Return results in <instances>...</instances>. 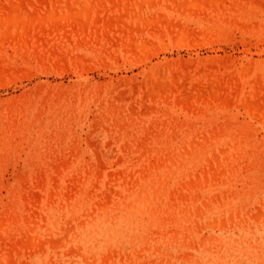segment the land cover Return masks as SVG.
I'll return each mask as SVG.
<instances>
[{
  "label": "rangeland",
  "instance_id": "374dc122",
  "mask_svg": "<svg viewBox=\"0 0 264 264\" xmlns=\"http://www.w3.org/2000/svg\"><path fill=\"white\" fill-rule=\"evenodd\" d=\"M191 2L0 0L2 264H264V0Z\"/></svg>",
  "mask_w": 264,
  "mask_h": 264
},
{
  "label": "bare ground",
  "instance_id": "6f19581e",
  "mask_svg": "<svg viewBox=\"0 0 264 264\" xmlns=\"http://www.w3.org/2000/svg\"><path fill=\"white\" fill-rule=\"evenodd\" d=\"M211 1L212 0H192V4L193 5H195L196 3H198V4H205V6L206 5H208L209 3H211ZM219 1V0H218ZM151 2H152V0H151ZM213 2H215V0H213ZM222 2V1H221ZM220 3V2H219ZM221 4V3H220ZM236 4V3H235ZM212 5H213V3H212ZM211 5V6H212ZM195 6H197V5H195ZM209 6V5H208ZM222 6V5H221ZM217 7H220V5L218 6V4H217ZM220 9H221V7H220ZM224 11V10H223ZM82 13L84 14V15H87V12L86 11H82ZM234 14H236V13H234ZM222 15V14H221ZM237 15V14H236ZM236 15H233L231 18L233 19V20H235L236 22H237V17H238V15L236 16ZM225 17L227 16V15H224ZM242 16V15H241ZM240 16V17H241ZM245 16V15H244ZM222 17V16H221ZM4 20L5 21H8V22H11V21H18L19 19L18 18H11L10 17V15H5L4 16ZM226 20V19H225ZM87 21H88V19H87V17H86V19H84V20H82V18H81V13L80 12H72V11H65V12H62V13H60V14H56V13H52V12H49V13H47V14H43L42 16H41V19H39V22H49L50 24H54V25H56L57 27H59L60 28V25H62V24H66V23H68V22H76V24L78 25L77 27H79V28H81V27H84L86 24H87ZM243 21V20H242ZM243 23V22H242ZM242 23L240 24V25H242ZM238 24V25H239ZM246 28V27H245ZM258 28V27H257ZM8 29L7 28H5L4 29V31H3V34L4 33H6V31H7ZM249 65V64H248ZM247 69V68H246ZM246 74V73H245ZM208 80H210V79H208ZM212 80V79H211ZM176 81V80H175ZM161 82H159V83H156V86L153 88V90L155 91V93H154V91L152 90V92L154 93V94H161V96H162V93H163V91L165 90V88H163V87H165V86H163V84H160ZM211 85H212V82H209ZM166 85V84H165ZM222 85V84H221ZM163 86V87H162ZM167 87V86H166ZM208 87L209 88H211L209 85H208ZM214 87H216V85L214 86ZM217 87H218V85H217ZM177 89V88H176ZM150 91V90H149ZM213 91L211 90V93H212ZM214 92H215V90H214ZM214 92H213V95H214ZM217 92V91H216ZM151 93V92H150ZM153 93H151V94H153ZM202 93H205V92H202ZM187 95H188V93H187ZM216 95V94H215ZM58 97V96H57ZM154 97V96H153ZM157 97H159V96H157ZM187 97V96H186ZM192 97V96H191ZM190 97V98H191ZM205 97V96H204ZM54 98V97H53ZM163 98V97H162ZM57 99V98H56ZM55 98H54V100H56ZM59 99V98H58ZM61 99V98H60ZM59 99V100H60ZM188 99V98H187ZM187 99H186V101H187ZM193 99V98H192ZM62 100V99H61ZM65 100V99H64ZM189 100V99H188ZM197 100V99H196ZM47 101V100H46ZM50 101V100H49ZM57 101V100H56ZM69 101V100H68ZM194 101V100H193ZM198 101V100H197ZM62 102V101H61ZM184 102H185V100H184ZM5 103V102H4ZM42 103V102H41ZM56 103V102H55ZM57 103H58V101H57ZM67 103V102H66ZM8 104V103H7ZM59 105H60V103H58ZM2 105V104H1ZM9 105V104H8ZM47 105V104H46ZM62 105V104H61ZM64 105V104H63ZM69 105V104H68ZM12 106H14V108H15V105H12ZM12 106H9V107H11L12 108ZM30 106V105H29ZM56 106V105H55ZM8 107V108H9ZM28 107V106H27ZM26 107V108H27ZM36 107V106H35ZM39 107V106H38ZM6 108H7V106H6ZM17 108V107H16ZM13 109V108H12ZM11 109V110H12ZM21 109V108H20ZM23 109H25V107L23 108ZM23 109H22V112H23ZM30 109V108H29ZM162 109V108H161ZM1 110V109H0ZM5 110V109H4ZM9 110V109H8ZM15 110V109H14ZM25 110H27V109H25ZM54 110V109H53ZM153 110V109H152ZM18 111V110H17ZM28 111V110H27ZM103 111V110H102ZM109 111V110H108ZM115 111V110H114ZM11 112V111H10ZM21 112V113H22ZM25 112V111H24ZM29 112V111H28ZM55 112V111H54ZM58 112V111H57ZM116 112V111H115ZM120 112V111H119ZM14 113V112H13ZM19 113V112H18ZM31 113V112H30ZM1 114V113H0ZM34 114H35V112H34ZM64 114V113H63ZM111 114V113H110ZM115 114V113H114ZM4 115V114H3ZM10 115V114H9ZM16 115V114H15ZM20 116V115H19ZM26 116V115H25ZM25 116H24V118H25ZM39 116V115H38ZM59 116V115H58ZM70 116V115H69ZM4 117V116H3ZM6 117V116H5ZM11 117V121H13V120H15V118H12V116H10ZM14 117V116H13ZM16 117V116H15ZM18 117V116H17ZM60 117V116H59ZM110 117V116H109ZM165 117V116H164ZM22 118V117H21ZM26 118H29V117H26ZM37 118V117H36ZM44 118V117H43ZM56 118V117H55ZM188 118V117H187ZM13 119V120H12ZM32 119V118H31ZM33 119H35V118H33ZM41 119V118H40ZM39 119V120H40ZM59 119V118H58ZM61 119V118H60ZM102 119V118H101ZM112 119H113V117H112ZM135 119V118H134ZM18 120V119H17ZM22 120H23V118H22ZM36 120V119H35ZM55 120V119H54ZM64 120V119H63ZM187 120V119H186ZM23 121H25V120H23ZM29 121V120H28ZM51 121H53V120H51ZM66 121V120H65ZM173 121V120H172ZM5 122V121H4ZM26 122V121H25ZM34 122V121H33ZM58 122H59V120H58ZM113 122H114V120H113ZM116 122V121H115ZM162 122V121H161ZM14 123V122H13ZM18 123V122H17ZM19 123H21V122H19ZM32 123V122H31ZM51 123V122H50ZM166 123V122H165ZM185 123V122H184ZM12 123H10L9 125H11ZM23 124V123H22ZM36 124V123H35ZM41 124H42V120H41ZM74 124V123H73ZM108 124V123H107ZM131 124V123H130ZM20 125V124H19ZM30 125V124H29ZM44 125V124H43ZM48 125V124H47ZM59 125H60V123H59ZM63 125V124H62ZM135 125V124H134ZM209 125V124H208ZM8 126V125H7ZM13 126V125H12ZM31 126V125H30ZM36 126V125H35ZM113 126V125H112ZM179 126V125H178ZM203 126V125H202ZM5 127V126H4ZM17 127V126H16ZM21 127V126H20ZM24 127V126H23ZM27 127V126H26ZM45 127V126H44ZM43 127V128H44ZM149 127V126H148ZM1 128V127H0ZM6 128H8V127H6ZM25 128V127H24ZM46 128V127H45ZM54 128V127H53ZM183 128V127H182ZM2 129V128H1ZM11 128H9V130H10ZM15 129V128H14ZM28 129H29V127H28ZM55 129V128H54ZM57 129V128H56ZM56 129H55V131H56ZM59 129V128H58ZM136 129V128H135ZM189 129V128H188ZM202 129V128H201ZM11 130H13V129H11ZM27 130V129H26ZM47 130V129H46ZM66 130V129H65ZM140 130V129H139ZM163 130V129H162ZM165 130V129H164ZM14 131V130H13ZM28 131V130H27ZM44 131V130H43ZM120 131V130H119ZM149 131V130H148ZM160 131V130H159ZM193 131V130H192ZM7 132V131H6ZM26 132V131H25ZM31 132V131H30ZM59 132V131H58ZM66 132V131H65ZM130 132V131H129ZM157 132H158V130H157ZM247 132V131H246ZM11 133V132H10ZM23 134H24V132H22ZM21 133V134H22ZM39 133V132H38ZM44 133V132H43ZM47 133V132H46ZM53 133V132H52ZM62 133H64L63 131H62ZM135 133V132H134ZM139 133V132H138ZM146 133V132H145ZM159 133L161 134V132H158V135H159ZM236 133V132H235ZM19 134V133H18ZM126 134H128V133H126ZM218 134H220V133H218ZM14 135V134H13ZM52 135H54V134H52ZM51 135V136H52ZM56 135V134H55ZM63 135V134H62ZM144 135V134H143ZM149 135V134H148ZM173 135V134H172ZM213 135V134H212ZM3 136V135H2ZM19 136V135H18ZM24 136H25V134H24ZM23 136V137H24ZM45 136V135H44ZM49 136V135H48ZM63 136H65V135H63ZM62 136V137H63ZM147 136V135H146ZM211 136V135H210ZM7 137H8V135H7ZM20 137V136H19ZM18 137V138H19ZM31 137H32V135H30V139H31ZM75 137V136H74ZM73 137V138H74ZM134 137V136H133ZM158 137V136H157ZM188 137H189V135H188ZM208 137V136H207ZM237 137V136H236ZM11 138V137H10ZM22 138V137H21ZM39 138V137H38ZM58 138V137H57ZM79 138V137H78ZM136 138V137H135ZM185 138V137H184ZM193 138V137H192ZM192 138H190V139H192ZM241 138V137H240ZM5 139V138H4ZM20 139V138H19ZM24 139V138H23ZM29 139V140H30ZM34 139V138H33ZM41 139V138H40ZM46 139V138H45ZM62 139V138H61ZM198 139V138H197ZM200 139V138H199ZM1 140V139H0ZM16 140H17V138H16ZM15 140V141H16ZM25 140V139H24ZM28 140V139H27ZM28 140V141H29ZM38 140V139H37ZM47 140V139H46ZM134 140V139H133ZM138 140V139H137ZM216 140H217V138H216ZM237 140V139H236ZM5 141V140H4ZM27 141V142H28ZM50 141H51V138H50ZM159 141V140H158ZM195 141V140H194ZM197 141V140H196ZM206 141H207V139H206ZM230 141V140H229ZM11 142V141H10ZM32 142V141H31ZM37 142V141H36ZM41 142V141H40ZM57 142H58V140H57ZM128 142V141H127ZM135 142V141H134ZM185 142V141H184ZM208 142V141H207ZM211 142H213V141H211ZM241 142V141H240ZM0 143H2V142H0ZM13 143L14 142H12V146H13ZM25 143V142H24ZM29 143V142H28ZM177 143H178V141H177ZM199 143V142H198ZM209 143V142H208ZM6 144H7V142H6ZM21 143L19 142V145H20ZM38 144V143H37ZM42 144V143H41ZM58 144V143H57ZM147 144V143H146ZM211 144V143H210ZM50 145V144H49ZM52 145H55V144H52ZM127 145V144H126ZM160 145V144H159ZM162 145V144H161ZM181 145V144H180ZM214 145V144H213ZM245 145V144H244ZM11 146V147H12ZM21 146V145H20ZM22 146H24V145H22ZM33 146V145H32ZM45 146H46V144H45ZM140 146V145H139ZM158 146V145H157ZM156 146V147H157ZM172 146V145H171ZM186 146V145H185ZM184 146V148H185V150L187 149L186 147ZM190 146H191V142H190ZM31 147V146H30ZM35 148H36V146H34ZM39 147V146H38ZM47 147V146H46ZM133 146H131V148H132ZM144 147V146H143ZM149 147V146H148ZM147 147V148H148ZM174 147V146H173ZM194 147V146H193ZM199 147H201V146H199ZM215 147V146H214ZM1 148H2V146H1ZM21 148V147H20ZM33 148V147H32ZM179 148H181V147H179ZM191 148H192V146H191ZM201 148H203V147H201ZM211 148V147H210ZM232 148V147H231ZM238 148V147H237ZM3 149V148H2ZM6 149V148H5ZM4 149V150H5ZM9 149V148H8ZM8 149H6V150H8ZM24 149V148H23ZM26 149V148H25ZM38 149V148H37ZM42 149V148H41ZM50 149V148H49ZM55 149H56V146H55ZM58 149V148H57ZM61 149V148H60ZM134 149V148H133ZM143 149H146V148H143ZM150 149V148H149ZM156 149V148H155ZM171 149V148H170ZM207 149V148H206ZM212 149V148H211ZM18 150V149H17ZM63 149H61V151H62ZM75 150V149H74ZM159 150V149H158ZM158 150H157V152H158ZM173 150V149H172ZM189 150V149H188ZM188 150H186V151H188ZM193 150V149H192ZM237 150V149H236ZM240 150H242V149H240ZM2 151V150H1ZM13 151V150H12ZM32 151V150H31ZM30 151V152H31ZM55 151V150H54ZM174 152H176L175 151V149L173 150ZM173 151L171 152L172 154H173ZM177 151H178V149H177ZM198 151V150H197ZM196 151V152H197ZM227 151H229V150H227ZM231 151V150H230ZM235 151V150H234ZM262 151V150H261ZM15 152V151H14ZM13 152V153H14ZM36 152V151H35ZM43 152V151H42ZM144 152V154H145V151H143ZM151 152V151H150ZM159 152H160V150H159ZM212 152V151H211ZM226 152V151H225ZM237 152V151H236ZM240 152L241 151H239V154H240ZM16 153V152H15ZM22 153V152H21ZM32 153H34L33 151H32ZM57 153V152H56ZM72 153V152H71ZM152 153V152H151ZM162 153V152H161ZM182 153V152H181ZM188 153H190V151L188 152ZM205 153H206V150H205ZM214 153V152H213ZM251 153V152H250ZM2 155H3V153H1ZM12 154V153H11ZM20 154V153H19ZM25 154H26V152H25ZM30 154V153H29ZM51 154V153H50ZM62 154V153H61ZM73 154V153H72ZM163 154V153H162ZM166 154V153H165ZM169 154V153H168ZM192 154V153H191ZM21 155V154H20ZM27 155V154H26ZM46 155V154H45ZM48 155V154H47ZM46 155V156H47ZM52 155V154H51ZM64 155V154H63ZM155 155H157V154H155ZM176 155V154H175ZM180 155V154H179ZM246 155V154H245ZM263 155V154H262ZM54 156V155H53ZM141 156V155H140ZM168 156V155H167ZM178 156V155H177ZM183 156V155H182ZM185 156V155H184ZM191 156V155H190ZM198 156V155H197ZM235 156V155H234ZM6 157V156H5ZM37 157V156H36ZM42 157H44V156H42ZM56 157H58V156H56ZM65 157V156H64ZM138 157V156H137ZM169 157H170V155H169ZM168 157V158H169ZM176 157V156H175ZM189 157V156H188ZM224 157V156H223ZM239 157V156H238ZM4 158V157H3ZM19 158V157H18ZM21 158V157H20ZM23 158V157H22ZM45 158H47V157H45ZM51 158H52V156H51ZM75 158V157H74ZM139 158V157H138ZM157 158V157H156ZM162 158V157H161ZM164 158H166V156H164ZM171 158V157H170ZM177 158V157H176ZM181 158V157H180ZM194 158V157H193ZM202 158V157H201ZM205 158V157H204ZM227 158V157H226ZM248 158V157H247ZM11 159V158H10ZM15 159H16V157H15ZM33 159V158H32ZM39 159V158H38ZM53 159V158H52ZM63 159V158H62ZM76 159V158H75ZM196 159V158H195ZM195 159H193L194 161H195ZM220 159V158H219ZM228 159V158H227ZM8 160V159H7ZM17 160V159H16ZM25 160V159H24ZM34 160V159H33ZM56 160V159H55ZM64 161H65V158L63 159ZM72 159H70V161H71ZM158 160V159H157ZM175 160V159H174ZM191 160H192V158H191ZM217 160V159H216ZM224 160V159H223ZM233 160H234V158H233ZM2 161V160H1ZM4 161V160H3ZM9 161V160H8ZM36 161V160H35ZM40 161V160H39ZM61 162V160L59 161L60 163H64L63 164V166L65 165V162ZM67 161V160H66ZM83 161V160H82ZM164 161V160H163ZM166 161V160H165ZM176 161V160H175ZM197 161V160H196ZM195 161V162H196ZM217 161H219V160H217ZM217 161H215L216 163H218ZM225 161V160H224ZM232 161V160H231ZM25 162V161H24ZM51 162V161H50ZM54 162V161H53ZM52 162V164L53 165H56L55 163H53ZM162 162V161H161ZM172 162V161H171ZM183 162H185V161H183ZM239 162V161H238ZM35 163V162H34ZM57 163H58V161H57ZM73 163V162H72ZM84 163V162H83ZM190 163V162H189ZM199 163V162H198ZM226 163V162H225ZM227 163H229L230 164V162H227ZM8 164V163H7ZM15 164V163H14ZM30 164H31V161H30ZM59 164V163H58ZM82 164V163H81ZM84 164H86V163H84ZM163 164V163H162ZM201 164V163H200ZM207 164H208V162H207ZM210 164V163H209ZM220 164V163H219ZM229 164H228V166H229ZM250 164V163H249ZM18 165V164H17ZM24 165H25V163H24ZM40 165L42 166V164L40 163ZM48 165V164H47ZM167 165V164H166ZM179 165V164H178ZM182 165V164H181ZM184 165V164H183ZM254 165V164H253ZM252 165V166H253ZM23 166V165H22ZM26 166V165H25ZM49 166V165H48ZM48 166H46L47 168H48ZM59 167V165H56V167ZM87 166V165H86ZM89 166H90V164H89ZM91 166H92V164H91ZM104 166V165H103ZM156 166V165H155ZM163 166H164V164H163ZM174 165H172V167H173ZM216 166H218V165H216ZM226 166V165H225ZM247 166V165H246ZM5 167V166H4ZM15 167V166H14ZM34 167H36V166H34ZM43 167H44V165H43ZM57 167V168H58ZM65 167V166H64ZM81 167V166H80ZM79 167V168H80ZM84 167V166H83ZM82 167V168H83ZM143 167V166H142ZM171 167V168H172ZM178 167V166H177ZM209 167H211V166H209ZM219 167V166H218ZM16 168V167H15ZM24 168H26V167H24ZM46 168V169H47ZM78 168V167H77ZM86 168V167H85ZM92 168H94V167H92ZM97 168V167H96ZM145 168H146V166H145ZM157 168V167H156ZM160 168H161V166H160ZM164 168V167H163ZM168 168V167H167ZM171 168H169V169H171ZM226 168V167H225ZM230 168V167H229ZM252 168V167H251ZM19 169H20V166H19ZM26 169H28V168H26ZM34 169V168H33ZM45 169V168H44ZM129 169V168H128ZM139 169V168H138ZM150 169H151V167H150ZM174 169V168H173ZM179 169H181L180 167H179ZM223 169V168H222ZM16 170V169H15ZM43 169L41 168V171H42ZM54 170V169H53ZM55 170H59V169H55ZM89 170V169H88ZM93 170V169H92ZM142 170H144V168L142 169ZM147 170V169H146ZM159 170V169H158ZM163 170H165V169H163ZM177 170L178 169H176V172L175 173H177ZM182 170V169H181ZM181 170H180V173H184V171L183 172H181ZM224 170V169H223ZM17 171V170H16ZM24 171H25V169H24ZM50 171V170H49ZM79 171V170H78ZM85 171H87V169L85 170ZM90 171V170H89ZM125 171V170H124ZM170 171H172V170H170ZM206 170L204 169V172H205ZM213 171V170H212ZM226 171V170H225ZM232 171V170H231ZM66 172V171H65ZM88 172V171H87ZM141 172V171H140ZM151 172V171H150ZM161 172V171H160ZM163 172V171H162ZM195 172H197L196 170H195ZM194 172V173H195ZM203 172V171H202ZM203 172V173H204ZM26 173V172H25ZM37 173V172H36ZM57 173H59V171L57 172ZM72 173V172H71ZM110 172H108V174H109ZM144 173V172H143ZM148 173V172H147ZM166 173V172H165ZM187 173V172H186ZM193 173V172H192ZM12 174V173H11ZM33 174V173H32ZM51 174H53V173H51L50 172V175ZM56 174V173H55ZM73 174H74V172H73ZM95 174V173H94ZM142 174V173H141ZM157 174H159V173H157ZM173 174V173H172ZM171 174V175H172ZM185 174V173H184ZM205 174V173H204ZM203 174V175H204ZM237 174V173H236ZM16 175V174H15ZM26 175V174H25ZM36 175V174H35ZM76 175V174H75ZM82 175H83V173H82ZM85 175H86V173H85ZM169 175V174H168ZM177 175V174H176ZM197 175V174H196ZM195 175V176H196ZM264 175V174H263ZM14 176V175H13ZM19 176H21V175H19ZM33 176V175H32ZM41 176H43V175H41ZM53 176V175H52ZM55 176V175H54ZM53 176V177H54ZM57 176V175H56ZM55 176V177H56ZM71 176H73V175H71ZM69 177V178H72V177ZM87 176V175H86ZM85 176V177H86ZM143 176V175H142ZM150 176V175H149ZM154 176V175H153ZM164 176H166V175H164ZM170 176V175H169ZM173 176V175H172ZM171 176V177H172ZM213 176V175H212ZM67 177H68V175H67ZM78 177V176H77ZM81 177V176H80ZM80 177H79V180H80ZM92 177V176H91ZM156 177V176H155ZM167 177V176H166ZM177 177V176H176ZM179 177V176H178ZM214 177V176H213ZM21 178H24L25 179V177H24V175H22V177ZM20 178V179H21ZM28 178V177H27ZM26 178V179H27ZM38 178V177H37ZM111 178V177H110ZM125 178V177H124ZM127 178V177H126ZM197 178H199L198 176L196 177V179ZM201 178V177H200ZM204 178H206V175H204ZM234 178V177H233ZM16 179V178H15ZM29 179V178H28ZM40 179V178H39ZM49 179V178H48ZM54 179V178H53ZM55 179H57V178H55ZM54 179V180H55ZM74 179V178H73ZM81 179H83L84 180V178H81ZM166 179V178H165ZM169 179V178H168ZM57 180H59V179H57ZM139 180V179H138ZM154 180V179H153ZM175 180V179H174ZM178 180V179H177ZM199 180V181H198ZM224 180V179H223ZM35 181V180H34ZM90 181H93V180H90ZM97 181V180H96ZM159 181H160V179H159ZM164 181V180H163ZM168 181V180H167ZM167 181H166V183H167ZM251 181V180H250ZM28 182H30V181H28ZM27 182V183H28ZM37 182V181H36ZM66 182H68V181H66ZM76 182V181H75ZM95 182V181H94ZM154 182V181H153ZM156 182V181H155ZM154 182V183H155ZM161 182V181H160ZM189 182H192V184H194V182L193 181H191V180H189ZM188 182V183H189ZM197 182H200V179H197ZM16 183V182H15ZM15 183H14V186H15ZM22 183V182H21ZM52 183H54V181L52 182ZM59 183V182H58ZM70 183V182H69ZM77 183V182H76ZM79 183V182H78ZM150 183H152V182H150ZM176 183V182H175ZM179 183V182H178ZM22 184H25V183H22ZM34 184H35V182H34ZM43 184V183H42ZM44 184H46V183H44ZM155 184H157V183H155ZM160 184V183H159ZM182 184V183H181ZM202 184H203V182H202ZM236 184V183H235ZM28 185H29V183H28ZM27 185V186H28ZM54 185H58V184H55L54 183ZM67 185H69V184H67ZM89 185V184H88ZM146 185V184H145ZM151 185V184H150ZM158 185V184H157ZM161 185V184H160ZM169 185H170V182H169ZM180 185V184H179ZM183 185V184H182ZM219 185V184H218ZM31 186H33V185H30V187ZM38 186H40V184L38 185ZM48 186V185H47ZM152 187L154 186V185H151ZM194 186V185H193ZM258 186H259V184H258ZM5 187V186H4ZM22 187V186H21ZM36 187V186H35ZM50 187V186H49ZM73 187H75V185L73 186ZM72 187V185H71V188H73ZM89 187V186H88ZM159 187V186H158ZM170 187H171V185H170ZM211 187V186H210ZM224 187V186H223ZM8 188V187H7ZM16 188V187H15ZM32 188V187H31ZM44 188V187H43ZM52 188V187H51ZM55 188H56V186H55ZM68 188V187H67ZM77 188V187H76ZM81 188V187H80ZM166 188H168V187H166ZM192 188V187H191ZM10 190H11V188H9ZM30 189V188H29ZM57 189V188H56ZM86 189V188H85ZM147 189V188H146ZM157 189H159V188H157ZM195 189V188H194ZM18 190V189H17ZM21 190V189H20ZM27 190V189H26ZM69 190H70V188H69ZM134 190V189H133ZM153 190V189H152ZM163 190V192L165 191L164 189H162ZM167 190V189H166ZM213 190V189H212ZM1 191V190H0ZM62 191V190H61ZM72 191V190H71ZM154 191V190H153ZM157 191V190H156ZM168 191V190H167ZM166 191V192H167ZM16 192V191H15ZM18 192V191H17ZM33 192H34V190H33ZM41 192V191H40ZM44 192V191H43ZM51 192V191H50ZM53 192V191H52ZM52 192L50 193V194H52ZM54 192H55V190H54ZM58 192V191H57ZM78 192V191H77ZM88 192H91V191H89L88 190ZM11 193V192H10ZM13 193V192H12ZM36 193V194H35ZM65 194H67L66 193V191L64 192ZM94 193V192H93ZM154 193H155V191H154ZM158 193H160V192H158ZM8 194V193H7ZM19 194V193H18ZM30 194V193H29ZM32 194V193H31ZM34 194L36 195L35 196V199H36V197H37V191L35 190V192H34ZM40 194V193H39ZM71 194H72V192H71ZM74 194V193H73ZM173 194V193H172ZM233 194V193H232ZM1 195V194H0ZM48 195V194H47ZM155 195V194H154ZM160 195V194H159ZM170 195V194H169ZM3 196V195H2ZM9 196V195H8ZM39 196V195H38ZM67 196V195H66ZM70 196V195H69ZM68 196V197H69ZM194 196V195H193ZM10 197V196H9ZM11 197H12V195H11ZM17 197V196H16ZM22 197H25V196H22ZM33 197V196H32ZM40 197V196H39ZM54 197V196H53ZM72 197V196H71ZM87 197V196H86ZM169 197H171V196H169ZM191 197V196H190ZM230 197V196H229ZM27 198H28V196H27ZM51 198V197H50ZM55 198V197H54ZM67 198V197H66ZM171 198H173V197H171ZM227 198V197H226ZM3 199V198H2ZM10 199H12V198H10ZM34 199V200H35ZM81 199V198H80ZM97 199V198H96ZM179 199V198H178ZM178 199H177V201H178ZM219 199V198H218ZM7 200V199H6ZM26 200V199H25ZM30 200V199H29ZM33 200V201H34ZM37 200H40V199H38V197H37ZM60 200V199H59ZM171 200V199H170ZM11 201V200H10ZM14 201H15V199H14ZM18 201V200H17ZM22 201V200H21ZM31 201V200H30ZM33 201H31V202H33ZM68 201V200H67ZM85 201V200H84ZM183 201V200H182ZM205 200H203V202H204ZM2 202V201H1ZM61 202V201H60ZM69 202V201H68ZM168 202H170V201H168ZM180 202V201H179ZM19 203V202H18ZM36 203V202H35ZM47 203V202H46ZM62 203V202H61ZM127 203V202H126ZM147 203V202H146ZM177 203V202H176ZM206 203V202H205ZM204 203V204H205ZM15 204V203H14ZM20 204V203H19ZM37 204V203H36ZM39 204V203H38ZM130 204V203H129ZM170 204V203H169ZM179 204V203H178ZM195 204V203H194ZM222 204V203H221ZM16 205V204H15ZM40 205V204H39ZM53 205H55V204H53ZM196 205V204H195ZM1 206H3V205H1ZM12 206V205H11ZM10 205H9V207H11ZM26 206V205H25ZM63 206V205H62ZM137 206V205H136ZM221 206V205H220ZM264 206V205H263ZM179 207V206H178ZM197 207V206H196ZM195 207V208H196ZM4 208L6 209V205H4ZM12 208V207H11ZM28 208V207H27ZM70 208V207H69ZM183 208H185V207H183ZM206 208V207H205ZM208 208V207H207ZM168 209H169V207H168ZM189 209V211H190V208H188ZM2 210V209H1ZM0 210V211H1ZM16 210H17V208H16ZM34 211H36L35 209H33ZM98 210V209H97ZM199 210V209H198ZM211 210H212V208H211ZM264 210V209H263ZM185 211V210H184ZM6 212V211H5ZM8 212V211H7ZM11 212V211H10ZM16 212V211H15ZM64 212V211H63ZM191 212V211H190ZM197 212V210H195V214H197L196 213ZM199 212V211H198ZM4 213V212H3ZM14 213V212H13ZM17 213V212H16ZM24 213V212H23ZM22 213V214H23ZM25 213H26V211H25ZM79 213V212H78ZM2 214V213H1ZM10 214V213H9ZM18 214H19V212H18ZM33 214V213H32ZM43 214H45V213H43ZM42 214V215H43ZM13 215H16V214H13ZM36 215H37V213H36ZM41 215V216H42ZM49 215H50V213H49ZM155 215V214H154ZM1 216V215H0ZM5 216V215H4ZM26 216V215H25ZM25 216H24V218H25ZM32 216H34V215H32ZM45 216V215H44ZM86 216V215H85ZM148 216V215H147ZM177 217V216H176ZM3 218V217H2ZM14 218H15V216H14ZM32 218H34V217H32ZM44 218V217H43ZM181 218V217H180ZM258 218V217H257ZM1 219V218H0ZM4 219V218H3ZM17 219V218H16ZM18 219H20V218H18ZM36 219V218H35ZM259 219V218H258ZM257 219V220H258ZM27 220V219H26ZM31 220V219H30ZM53 220V219H52ZM149 220V219H148ZM175 220V219H174ZM179 220V219H178ZM6 221V220H5ZM143 221V220H142ZM154 221V220H153ZM169 221V220H168ZM222 221H224V219L222 220ZM33 222V221H32ZM38 222H39V220H38ZM55 222V221H54ZM93 222V221H92ZM155 222V221H154ZM161 222V221H160ZM2 223H4L3 222V220H2ZM25 223H26V221H25ZM156 223V222H155ZM163 223V222H162ZM9 224V223H8ZM35 224V223H34ZM39 224H41V222L39 223ZM54 224V223H53ZM150 224V223H149ZM1 225V224H0ZM7 225V224H6ZM18 225V224H17ZM47 225V224H46ZM9 226V225H8ZM34 226V225H33ZM33 226H30V227H32L33 228ZM7 227V226H6ZM11 227V226H10ZM18 227H19V225H18ZM24 227V226H23ZM35 227V226H34ZM48 227V226H47ZM5 228V227H4ZM3 228V229H4ZM26 228V227H25ZM28 228H29V226H28ZM31 228V229H32ZM36 228V227H35ZM46 228V227H45ZM30 229V230H31ZM53 229V228H52ZM8 230V229H7ZM36 230H37V228H36ZM15 231V230H14ZM9 232H12V230L11 231H9ZM23 232V231H22ZM28 232V231H27ZM40 232V231H39ZM47 232V231H46ZM49 232V231H48ZM51 232V231H50ZM163 232V231H162ZM30 233V232H29ZM34 233V232H33ZM76 233V232H75ZM176 234V233H175ZM6 235V234H5ZM12 235V234H11ZM11 235L9 236V238L11 237ZM14 235V234H13ZM33 235V234H32ZM36 235V234H35ZM15 236V235H14ZM20 236H21V234H20ZM24 236V235H23ZM28 236V235H27ZM31 235H29L27 238L25 237V242H27L28 243V240L27 239H29V238H31L30 237ZM144 236V235H143ZM0 237H2V236H0ZM5 237V236H4ZM16 237H17V235H16ZM8 238V239H9ZM19 239H20V237H18ZM21 238H23V237H21ZM42 238H44V237H42ZM68 238V237H67ZM145 238V237H144ZM2 239H3V237H2ZM7 239V240H8ZM12 239V238H11ZM19 239H16V242H17V240H19ZM22 240V239H21ZM20 240V241H21ZM39 240V239H38ZM45 240V239H44ZM11 241V240H10ZM29 241H30V239H29ZM37 241V240H36ZM159 241V240H158ZM1 242H2V240H1ZM15 242V243H16ZM24 242V241H23ZM32 242V241H31ZM39 243H40V241H38ZM35 243V245L36 244H39V243ZM45 242V241H44ZM4 243V242H3ZM19 243V242H18ZM22 243V241L20 242V244ZM27 243H23V245L26 247V245H27ZM34 242H32L31 244H33ZM64 243V242H63ZM11 245H12V247H14V244L11 242L10 243ZM30 243H28V245H29ZM78 244V243H77ZM80 244V243H79ZM149 244V243H148ZM22 245V244H21ZM27 245V246H28ZM40 245H43V244H40ZM71 245V244H70ZM9 246V245H8ZM29 246H31V245H29ZM33 246V245H32ZM44 246V245H43ZM1 247V246H0ZM20 247V246H19ZM40 246L38 245V248H39ZM78 247V246H77ZM147 247V246H146ZM21 248V247H20ZM41 248H43V247H41ZM70 248H72V246H70ZM16 249V248H15ZM26 249V248H25ZM34 249H35V247H34ZM67 249H69V248H67ZM73 249V248H72ZM75 249V248H74ZM108 249V248H107ZM112 249V248H111ZM9 250H11V249H9L8 248V252H9V254L7 253V255H9V259H8V261L6 262V264L8 263H12L11 261H13L12 259H11V251H9ZM58 250V249H57ZM1 251H3V250H1ZM16 251H17V249H16ZM25 251V250H24ZM29 251V250H28ZM33 251V250H32ZM66 251V250H65ZM69 251H70V249H69ZM68 251V252H69ZM77 251V250H76ZM19 252H20V250H19ZM18 252V253H19ZM25 252H27V251H25ZM78 252V251H77ZM2 253V252H1ZM108 253H110V252H108ZM137 253V252H136ZM144 253V252H143ZM13 254V253H12ZM74 254V253H73ZM4 255V254H3ZM11 255V256H10ZM85 255V254H84ZM108 255V254H107ZM121 255V254H120ZM1 256V255H0ZM18 256V255H17ZM6 257H8V256H6ZM19 257V256H18ZM17 258V257H16ZM51 258V257H50ZM102 258H105V255H103L102 256ZM2 259V258H1ZM3 260V259H2ZM9 260H10V262H9ZM19 260H20V258H19ZM43 260V259H42ZM92 260H93V258H92ZM104 260H106V258L104 259ZM17 262V261H16ZM22 262V261H21ZM19 263V264H23V262L22 263ZM103 263V262H102ZM0 264H2L1 262H0ZM13 264H15L14 263V261H13ZM24 264H26V263H24Z\"/></svg>",
  "mask_w": 264,
  "mask_h": 264
}]
</instances>
